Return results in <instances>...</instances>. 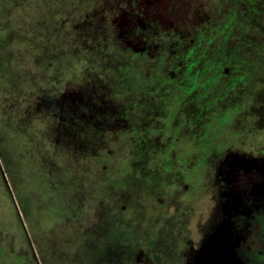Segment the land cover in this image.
<instances>
[{"label": "flooded vegetation", "instance_id": "af4514ba", "mask_svg": "<svg viewBox=\"0 0 264 264\" xmlns=\"http://www.w3.org/2000/svg\"><path fill=\"white\" fill-rule=\"evenodd\" d=\"M44 3L58 13L62 25L77 21L71 31L94 41L73 54L88 55L95 71L115 75L118 85L111 84L109 91H131L120 102L107 100L97 87L77 94L75 107L58 115L63 140L50 138L55 150L65 149L68 164L73 163L68 165L74 167L73 179L66 182L74 187L83 158L103 168L98 178L103 185L126 183L116 203L121 213L133 214L126 220L130 229L125 231L133 241L124 248L127 258L146 245L150 264H264V0ZM63 52L58 51V58ZM111 63L122 72L115 73ZM179 150L190 153L182 159L187 166L178 163ZM124 153L130 161H124ZM156 157L161 163L154 168ZM127 163L136 168L127 172ZM197 173L204 180V203L193 212L180 209L182 205L171 214L161 211L167 212L177 191L188 199L194 194L190 178ZM91 175L95 181L97 175ZM145 188L158 199L157 217L165 215L168 231L162 240L152 219L157 217L138 204L145 195L130 196ZM96 209L88 214L91 232L101 216ZM193 213L191 230L186 218ZM50 228L52 237L36 240L42 261L35 251L30 259L37 264H45V256L57 260L58 239L69 240L53 222ZM25 240L29 242L27 231ZM17 254L0 244V264H19Z\"/></svg>", "mask_w": 264, "mask_h": 264}, {"label": "rangeland", "instance_id": "374dc122", "mask_svg": "<svg viewBox=\"0 0 264 264\" xmlns=\"http://www.w3.org/2000/svg\"><path fill=\"white\" fill-rule=\"evenodd\" d=\"M28 7L45 9L46 12L40 15L35 10L37 15L33 16V11H28ZM9 15L15 21L13 29L17 32L11 35L4 47L0 46V61L5 59L0 65V244L7 253H18L19 264H37L30 259L35 251L39 261H42L36 240L40 239L39 236H53L50 230L53 222L60 231L68 233L69 240H65L66 237L59 238L58 259L54 257V261L52 255L45 256V264H85L88 261L97 264H150V255L144 249L146 245L140 246L131 259L125 254L124 248L128 249L133 243L128 231H125L130 229V226L126 227L127 217H133V214L130 210L127 213L118 211L116 200L126 191V183L116 187L107 183L103 185L98 182L103 168L96 164L89 165L88 158H83L78 162L82 164L81 173L80 169L75 172L79 177L75 181L79 191L77 194L73 184L66 182L73 179L71 175L74 167L69 168L73 163L68 164L66 150H55L56 143L50 139L54 136L60 140L58 115L75 107L74 102L80 97L77 94L97 87L100 89L99 94L103 92L107 100L116 99V102H120L121 97L125 99L131 91L117 89L118 93L114 95L109 90L113 88L111 84L115 87L118 85L115 75L105 76L99 73L100 69L95 71L93 65L89 64L88 55L76 57L73 54L82 44L92 45L94 41L90 37L87 39V35L81 36L71 31L77 21L62 25L64 21L61 22L56 11L48 9L44 0L18 4ZM59 50L64 51L62 58H58ZM111 65L115 73L122 72L116 63ZM125 77L128 79L129 74ZM178 152L182 156L178 163L185 164L182 159L190 153ZM125 154L122 155L125 156L124 161H130ZM160 163L156 157L151 166L155 168ZM125 166L127 172L136 168L135 165L131 167L130 163ZM178 169L185 171L186 168ZM171 170L176 172L174 168ZM89 175H97L95 181ZM190 179L194 194H189L188 199L177 191L167 212L166 208L161 211L171 214L178 205H182L180 209L193 212L204 203L207 196L201 195L204 191L201 185L203 176L197 173ZM166 188L168 190V186ZM182 188L183 185L179 189ZM143 194L145 198L138 204L142 205L145 214L150 212L148 215L157 217L155 204L158 199L152 197L150 189L145 188L141 192L132 190L130 196L136 198ZM185 203L190 208L185 207ZM96 208L101 211V216L97 219L95 230L91 232L89 224L92 221L88 214L97 211ZM145 214L141 216L144 221L147 220ZM164 216L161 214V218L157 217L160 219L152 218L157 220L159 231L156 237L159 240L168 231ZM186 223L189 229H194V213L186 218ZM137 230L143 231L139 223ZM26 231L29 242L25 240ZM121 244L123 248L118 247ZM46 245L43 247L45 254L48 253ZM105 256L109 259L99 261Z\"/></svg>", "mask_w": 264, "mask_h": 264}, {"label": "trees", "instance_id": "16d2710c", "mask_svg": "<svg viewBox=\"0 0 264 264\" xmlns=\"http://www.w3.org/2000/svg\"><path fill=\"white\" fill-rule=\"evenodd\" d=\"M20 2L21 0H4V2L0 1V46L1 47H4L5 44L9 41L11 35L17 32L16 30L13 29L15 21L11 19L9 12L12 11V9H15V7H17L18 4H21ZM28 8H29L28 11L34 12V13L31 12L33 16L37 15V12L35 10H37L40 13V15H42L45 11V9H38L37 7H28ZM23 9L27 10L26 8ZM4 61L5 59L1 60L0 65L4 63Z\"/></svg>", "mask_w": 264, "mask_h": 264}]
</instances>
